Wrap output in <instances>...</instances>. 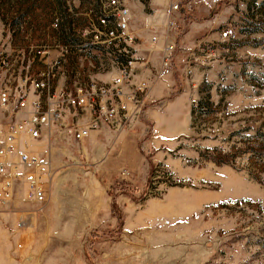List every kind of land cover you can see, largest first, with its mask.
<instances>
[{"label": "rangeland", "instance_id": "1", "mask_svg": "<svg viewBox=\"0 0 264 264\" xmlns=\"http://www.w3.org/2000/svg\"><path fill=\"white\" fill-rule=\"evenodd\" d=\"M29 1L0 0V89L45 102L30 81L57 60L49 93L116 76L124 57L89 34L99 17L116 25L108 0ZM171 1L121 0L131 49L146 20H162L161 34L151 27L161 36L151 53L170 42L165 30L178 31L175 91L151 102L145 81L141 107L120 127L101 124L75 140L68 127L85 125L88 114L71 109L63 126L52 123L48 138L32 141L51 164L47 200L27 201L19 184L14 200L0 203V264H264V165L245 152L264 139L248 137L264 133V0H180L179 27L168 30L169 14L159 10ZM68 19L73 44L54 31ZM226 27L234 38H220ZM157 71L149 62V75ZM179 94L185 102L173 119L156 120ZM201 96L210 112L192 126L190 106ZM11 112L0 106V126L20 120ZM220 153L228 163L211 160Z\"/></svg>", "mask_w": 264, "mask_h": 264}, {"label": "built area", "instance_id": "2", "mask_svg": "<svg viewBox=\"0 0 264 264\" xmlns=\"http://www.w3.org/2000/svg\"><path fill=\"white\" fill-rule=\"evenodd\" d=\"M213 1L216 4L221 0ZM179 3L180 0H172L169 5L171 15L169 14L166 24L169 30L178 27L174 15L180 12ZM107 7L116 11V25L110 26L107 18L99 17L89 34L92 43L110 45L124 57L118 73L108 83L90 81L85 85L75 86L74 91L61 88L49 93L55 78L54 67L59 61L57 60L47 65L43 72L30 81L33 91L46 94L45 102L40 96L28 99L24 93L17 95L10 86L0 89V106L11 107V113L16 117L21 113L18 115L20 120L10 119V123L0 126V203L13 201L19 184L27 201L39 205L46 202L47 187L52 177L51 164L47 156L31 150L32 141H40L44 133L48 138L46 130L52 123L63 126L65 111L80 110L88 114L85 125L68 127L72 129L70 132L74 139L81 141L101 124L120 127L141 107L147 85L145 81L133 83L132 79V69L137 60L135 49L130 47L132 39L127 19L129 10L121 0H108ZM53 26L57 25L54 23ZM235 34L233 28L226 27L220 31L219 36L222 40H229ZM151 41L152 44L156 43L157 36H153ZM62 50L66 53L67 46H63ZM175 52L176 41L172 40L164 45L158 73L160 77L173 72ZM2 65L4 69L10 66L7 59L2 61ZM186 71L190 73L191 69L187 67ZM20 87V91L24 92V85ZM22 224L21 221L17 223L19 227Z\"/></svg>", "mask_w": 264, "mask_h": 264}, {"label": "crops", "instance_id": "3", "mask_svg": "<svg viewBox=\"0 0 264 264\" xmlns=\"http://www.w3.org/2000/svg\"><path fill=\"white\" fill-rule=\"evenodd\" d=\"M159 11L162 12L163 16H166V15L171 13L169 6H167V8L166 7L162 8ZM161 21L153 23V24H155V25H153L152 22L146 20V21H144V24H145V26L149 25V26H146L148 30H141V31L135 30V31H133V35H132L133 38L138 37V38H140L139 40L142 41L141 42L142 44L138 42L134 46L137 61L135 62L133 69H132V74H133L132 79L135 83H138L140 81H146L147 82V84L149 86V92H147L148 93L147 97H148V101H151V102L156 101L159 98H165L168 96L170 97L171 93L175 91V86H174L175 78L173 77V72L166 77H160L158 74L159 68H160V61H161V57H162V50H163V47L165 44L164 43H162V44L160 43V45L158 44L157 45L158 50L155 49L157 51L154 50V53H151V52H149V50H146L147 48H149V46H152L151 38L153 36H157V41H158V39L161 38V36H158L155 33H153L152 28H151L153 26L158 27L160 29V34H161V28H160ZM178 27H179V25H178ZM164 28H166L165 25H164ZM164 28H163V30H165ZM165 32H166L165 33L166 39H168L167 41H172V40L176 41L178 31L177 32L172 31L169 34H167L166 30H165ZM170 38H171V40H170ZM160 41H161V39H160ZM145 44H146V46L144 47ZM142 46L144 47L143 48L144 50L142 49ZM175 59L176 58H174V60ZM179 59L181 60V57ZM178 60L176 59L173 62L174 68H175V66L177 67ZM152 61H154V66L158 70L157 76H155V77H151L148 73V63L152 62ZM186 69H187V66L183 69V72H186ZM173 71H175V70H173ZM164 101H166L165 102L166 103L165 109L163 110V112L161 114H157L156 120H159L161 117L164 121L169 122V121H171V118L173 119L172 113L174 112V107L176 110V107L179 103L183 104L185 102V94L175 95L173 97V99H168V100H164ZM191 106H190V111H191ZM93 132H98V131L97 130L92 131L87 138H90L92 136ZM87 138H85V139H87Z\"/></svg>", "mask_w": 264, "mask_h": 264}, {"label": "trees", "instance_id": "4", "mask_svg": "<svg viewBox=\"0 0 264 264\" xmlns=\"http://www.w3.org/2000/svg\"><path fill=\"white\" fill-rule=\"evenodd\" d=\"M25 1L30 2L29 0H25ZM47 1H49V0H35V2H38L39 5H41V4L46 5ZM52 1H54V0H52ZM32 2H34V1H32ZM25 4H27V3H25ZM26 6H28V5H26ZM52 15H53V13L50 16H52ZM71 23H72L71 19H68L64 24L55 23L57 26L54 27L55 28L54 31L56 33H58L59 36L61 35L62 38H59V39H62L61 41H63L62 42L63 44H66V43L67 44H73V42H76L75 39H73L71 37L73 35V32H71V29H72ZM66 32H69V33L66 34ZM208 99H209L208 96L207 97L201 96L196 102H194L192 104L191 111H190L192 126L195 125V121L197 119H199L202 116H205L206 114H208V112H210V111H207L206 109H204V107L206 105H208V102H209ZM262 135L264 136V133L261 132V128L259 127L258 129L255 130L254 136H248V137L251 139H257V137L258 138L262 137ZM259 140L260 141H257V144H259L257 147L255 145H252L250 147L251 149L248 151H245V152H248V153L252 152V156L260 159V161H263L262 164L264 165V139L262 138ZM211 160H213L214 162H217V163H228L229 162L228 154H226V153H220L219 155H217L216 157H214ZM219 206H227V204L226 203H220Z\"/></svg>", "mask_w": 264, "mask_h": 264}]
</instances>
